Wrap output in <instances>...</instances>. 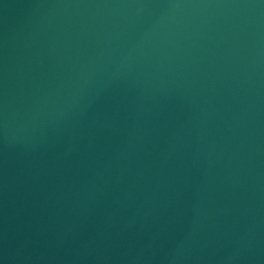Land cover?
<instances>
[{
	"label": "water",
	"instance_id": "water-1",
	"mask_svg": "<svg viewBox=\"0 0 264 264\" xmlns=\"http://www.w3.org/2000/svg\"><path fill=\"white\" fill-rule=\"evenodd\" d=\"M0 264H264V0H0Z\"/></svg>",
	"mask_w": 264,
	"mask_h": 264
}]
</instances>
